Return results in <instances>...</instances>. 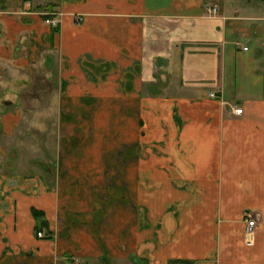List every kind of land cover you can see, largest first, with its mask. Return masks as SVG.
Wrapping results in <instances>:
<instances>
[{"label": "crops", "instance_id": "obj_1", "mask_svg": "<svg viewBox=\"0 0 264 264\" xmlns=\"http://www.w3.org/2000/svg\"><path fill=\"white\" fill-rule=\"evenodd\" d=\"M38 2L0 13V140L32 89L80 137L44 174L0 141V264H264V2Z\"/></svg>", "mask_w": 264, "mask_h": 264}, {"label": "rangeland", "instance_id": "obj_2", "mask_svg": "<svg viewBox=\"0 0 264 264\" xmlns=\"http://www.w3.org/2000/svg\"><path fill=\"white\" fill-rule=\"evenodd\" d=\"M38 1V0H37ZM36 0H0V13L9 14L11 16L17 17V15L23 16H29L31 14L38 15L43 23L45 25H51L48 22L45 21V17L52 16L51 12L55 13V10L49 9V7L42 6L43 4L38 2ZM40 1V0H39ZM234 2H244L249 1L251 4H260V2H264V0H232ZM263 4V3H262ZM208 14V13H207ZM217 14V9L215 13L208 14V15H214ZM56 17V16H55ZM57 19V18H55ZM58 20V19H57ZM56 24H52L51 26H54ZM10 45V43H8ZM17 40L12 43V46L6 48V50H9L10 52L15 49L14 52L17 53ZM16 53H14L16 55ZM17 92V89L14 91ZM20 100H18L19 104H8L6 105L7 110H9L11 113H15L17 111H21V114L23 115L21 119V124L17 128V133L13 135L12 137L8 138H2L0 141L2 142L4 140V145L7 147H14L16 150L21 149V152L17 154L18 158H21V160L24 161V164L31 161L33 165L37 169L40 167V171L44 174L42 171L43 164L50 163L51 161H55V156L51 155V158L49 156V151L56 149L58 147V161L61 159V153L64 151L61 147L62 144V138H66L67 136L71 137L72 144H75L79 140V131L78 127L74 129L75 127L70 128V126L66 125V121L59 120L63 119L61 116V113L65 111L66 107H58L59 116L58 120L55 121L53 119L54 112H52L50 116V110H53V107H50L46 105V100H42L44 96H42V99L39 103V99H33L34 95H39V91L29 90V91H20ZM41 96V95H40ZM214 96V94H212ZM17 97V95L14 96V98ZM23 101L26 102V104H23ZM52 119V120H51ZM50 130V131H49ZM77 133H74V132ZM52 132V133H50ZM71 132V133H70ZM70 133V135H69ZM71 136V134H73ZM107 142L108 151L107 153L111 152V158H115L116 161L118 157L124 155V153L127 151L126 149L131 148L133 144L129 141L126 143L120 144L119 141H115L114 138H110ZM90 138L86 139V142L83 144L88 143ZM56 141V143H55ZM62 143V144H61ZM19 151V150H18ZM17 158V159H18ZM113 159H107L106 163L109 161H114ZM125 160V159H124ZM126 161V160H125ZM127 161H129L127 159ZM17 163V162H16ZM110 165V164H109ZM36 169V170H37ZM46 231V230H45ZM48 232V231H47ZM46 236H50V232L46 233ZM76 264H81V262H76Z\"/></svg>", "mask_w": 264, "mask_h": 264}, {"label": "built area", "instance_id": "obj_3", "mask_svg": "<svg viewBox=\"0 0 264 264\" xmlns=\"http://www.w3.org/2000/svg\"><path fill=\"white\" fill-rule=\"evenodd\" d=\"M216 9H217V7H216L215 5H213V4H208V5H206V11H207L208 14H213V13H215ZM51 14L54 15L55 13H52V12H51ZM45 21L48 22V23L51 24V25L57 23V19H55V17H46V18H45ZM239 44H240V43H239ZM241 47H242L243 49H246V48H247V46H245V45H241ZM212 94H213V93H212ZM241 110H242V108H238V107L234 109V111H235L236 113H240ZM254 225H255V219H253V218H248V219L246 220V230H247V231L252 230V228L254 227ZM44 235H45V232H44V231H37V236L42 237V236H44Z\"/></svg>", "mask_w": 264, "mask_h": 264}]
</instances>
